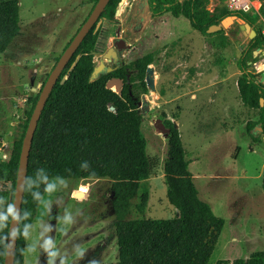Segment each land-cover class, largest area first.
Wrapping results in <instances>:
<instances>
[{
    "label": "rangeland",
    "instance_id": "obj_1",
    "mask_svg": "<svg viewBox=\"0 0 264 264\" xmlns=\"http://www.w3.org/2000/svg\"><path fill=\"white\" fill-rule=\"evenodd\" d=\"M18 4L20 32L7 49L0 52V131L13 130V134L5 137L10 147L21 130L19 127L26 108V97L39 92L57 56L89 13L94 0H18ZM241 24L242 20L232 19L219 30L202 34L193 29L188 19L183 16L174 17L169 12L152 15L147 0H120L112 19L99 18L98 38L93 49L95 64L100 55L111 46L118 29L130 28L137 31L128 32L133 38L126 40L131 45L123 51L122 63H130L132 59L147 54L148 63L153 68H158L157 74H154V89L143 88L141 82L130 84V94L137 101L139 110L145 104L149 107L144 112L140 111L141 130L146 138L147 153L155 156L158 163L149 181H141V189L133 199L129 218L168 219L176 215V209L166 197L163 180L162 164L166 158V138L155 131V118H164L175 123L174 117L177 114L175 124L178 125L183 147L189 153L188 157L193 158L194 155L190 153L192 150L201 149L202 153L203 146V156H200L202 165L199 167L201 171L209 170L206 159L211 153L218 155V163L222 161L224 174L235 175L236 169L239 174L246 172L248 177L255 176L260 171L264 160V146L246 134L242 126L247 118L255 119L257 111L252 112L248 107H241L238 123H235V117L227 119L221 114L214 120L210 117H194V111L200 110L202 105L198 101L190 100L188 94L169 101L171 97L182 92L173 90L168 85L169 53L175 50L182 57L185 50L192 49L195 51L192 60L199 61L203 68L210 66L214 72L220 71V74L225 70L223 72L228 76L226 84L229 85V97L235 102V97H238L235 91L239 75L237 61L250 40L247 33L242 32ZM259 52V48L254 49L253 57H257ZM254 60L248 61V64L251 65ZM111 89L114 90V86ZM14 123L17 126H13ZM207 123L209 124L206 125ZM224 130L231 132L223 134ZM217 135L225 137L218 140L215 147L207 146V141L218 137ZM235 142L240 149L237 162L230 158L229 160L227 155L231 143ZM211 181L208 185L212 191L221 188L220 180ZM48 182L55 183L56 190L48 194L45 191L46 184L44 186L34 220L26 234L24 262L115 264L117 244L111 209V182L107 179L77 182L50 179ZM232 182L235 183V179ZM240 182L251 187V190L245 192V195L237 194L241 195L237 198L259 210L258 215L244 212L235 218L229 204L220 196L221 200L216 198L214 213L224 219V225L207 264H215L219 259L246 258L254 251L264 250V196L260 194L263 191L260 179H243ZM256 183L260 187L258 185L257 188ZM142 185L149 190L146 207L141 213L135 209L134 204L140 202ZM9 188L8 182L0 180V190L7 191ZM73 189H77L80 196L85 195V198L75 197ZM231 194L234 195L235 191ZM3 201L4 199L0 200V206ZM65 217H70L71 222L66 223ZM254 229L261 231L259 238L246 239L245 235L249 236ZM234 236L238 237L236 242L233 241Z\"/></svg>",
    "mask_w": 264,
    "mask_h": 264
},
{
    "label": "trees",
    "instance_id": "obj_2",
    "mask_svg": "<svg viewBox=\"0 0 264 264\" xmlns=\"http://www.w3.org/2000/svg\"><path fill=\"white\" fill-rule=\"evenodd\" d=\"M119 1L109 0L100 16L112 19ZM147 4L153 15L169 12L174 17L187 18L190 26L202 34L207 33L209 26L220 24L228 15H236L253 24L249 16L227 11L223 6L210 12L206 8L207 0H147ZM19 32L18 0H0L1 53ZM97 38L98 29L92 27L62 71L39 117L28 157L13 264H26V234L46 184L40 180L41 171L47 182L50 179L74 182L107 179L111 182V209L117 244L115 264H207L224 219L199 197L185 159L179 130L173 121L162 119L170 128L162 172L166 197L176 209V215L168 219L129 218L133 199L141 189L140 183L153 174L158 159L146 151L147 142L141 130L142 115L129 86L125 84L119 92L106 87V81L111 76L123 77L119 74L123 69L90 80L95 65L93 49ZM256 48L264 49V39L257 30L238 58L240 75L236 81L241 103L257 111L256 118L245 123L246 131L254 140H257L253 135L256 125L261 127L260 135L264 137V84L260 81L263 71L250 70L251 65L248 64L256 58L252 55ZM76 55L78 58L75 60ZM148 62L147 54L135 60L140 65L138 78L143 88L146 87L143 75ZM66 73L67 78L60 84L61 77ZM38 94L26 97L21 130L12 142L8 160L0 162V180L10 184L7 191L0 190V200L4 199L0 208L2 217H6L1 218L0 264L4 260L10 219L9 195L15 186L21 141ZM260 98H263V105L259 103ZM261 187L264 192V172ZM142 190L140 202L134 204L141 213L148 201L147 188ZM35 194L39 195V199ZM215 264H264V250L254 251L246 258L219 259Z\"/></svg>",
    "mask_w": 264,
    "mask_h": 264
},
{
    "label": "crops",
    "instance_id": "obj_3",
    "mask_svg": "<svg viewBox=\"0 0 264 264\" xmlns=\"http://www.w3.org/2000/svg\"><path fill=\"white\" fill-rule=\"evenodd\" d=\"M190 24V23H189ZM243 32V31H242ZM185 52V53H184ZM184 55L182 57L178 56V51L173 50V52H170L169 62H168V85L170 88H173V90H181L182 92L179 93V95L171 97L169 101L176 100L179 96L182 95H189L190 100L198 101L202 106L200 110L194 111V117H210L211 119H215L221 115H223L227 119H232L235 117V123H238V117L240 114V108L244 107V105L241 103L239 96L235 97V102L231 100L229 97V89L228 84H226V81L228 79L227 74L224 75V72L222 70V74L220 77L217 76L218 74L210 68V66L203 68L201 66V63L199 61H193L192 55L195 54V51L192 49H189L188 51H184ZM182 53V54H183ZM158 68H153V77H154V85H155V76L154 74H157ZM240 75V71H239ZM238 75V76H239ZM157 78V77H156ZM238 78V77H237ZM237 81V79H236ZM260 81L264 84V74L262 73V76L260 77ZM233 90V89H232ZM235 91L238 95V89L237 84L235 83ZM246 107V106H245ZM244 107V108H245ZM205 109V110H204ZM251 109V108H250ZM254 110L252 109V112ZM256 111V110H255ZM177 114L174 117V121L176 123ZM254 117L247 118V120L242 123V126L244 127V131L246 134L250 135L246 129H245V123L248 120H253ZM207 123L206 125H208ZM205 125V126H206ZM178 128V125H176ZM260 126L256 125L253 129V135L256 137V141L260 144H263L264 146V137L260 135L261 130L259 129ZM228 130H224L223 134H229ZM214 137L207 141V146H213L215 147L217 145L218 140H221L224 136ZM251 136V135H250ZM181 137V136H180ZM252 137V136H251ZM231 147L229 148L227 155L228 159H233V161L237 162V156L239 154V146L236 144L231 143ZM202 153L201 149L190 151L194 156L193 158H189V153L187 150L185 151V159L188 162V168L190 172L192 173V179L193 182L198 190L199 197L208 202L212 208L213 211H215L216 208V198L220 199L223 198V201H226L227 204H229L232 216L235 218H238L239 215H242V213H253L258 215V211L254 207L252 208V205L248 206L245 204V201H241L237 198V194H246L245 192H248L251 190V187L244 186L241 180H251V179H260V183L262 180V175L264 172V160L261 164V169L263 167V170L260 169V171L255 175H249L247 177L246 172H243L242 174H239L237 170L235 169V175L232 174H224L222 170V161L221 163L217 162V154L211 153L208 156L207 164L209 165V170L207 171H201L199 167L202 165L200 162V158L203 156V146ZM235 150V152H234ZM218 152V151H217ZM234 152V155H233ZM197 155L199 156L197 158ZM205 155V154H204ZM201 156V157H200ZM229 159V160H230ZM197 164H200L197 166ZM221 165L220 167H218ZM236 165V163H235ZM263 171V172H262ZM235 179V183L232 182V180ZM213 180V181H211ZM220 180L222 182V186L219 190H211L208 185V183L211 182H217ZM149 181V178L144 180V183H147ZM258 183L255 184V186L258 188ZM260 187V185H259ZM207 188V190H206ZM256 188V189H257ZM262 188V187H261ZM235 189V190H234ZM149 190V189H148ZM221 190V191H220ZM258 190V189H257ZM212 191V192H211ZM235 191V194L232 195L231 193ZM213 193V194H212ZM262 196H264V192H260ZM220 196V197H219ZM221 200V199H220ZM231 203L233 206H231ZM235 203V206H234ZM261 234V231H257L256 229L252 230L249 234V236L246 234V239H255L259 238ZM253 239V240H254ZM238 237L234 236L233 241H237Z\"/></svg>",
    "mask_w": 264,
    "mask_h": 264
},
{
    "label": "water",
    "instance_id": "obj_4",
    "mask_svg": "<svg viewBox=\"0 0 264 264\" xmlns=\"http://www.w3.org/2000/svg\"><path fill=\"white\" fill-rule=\"evenodd\" d=\"M109 0H97L93 5L91 11L87 15L86 19L82 22L78 30L75 32L71 40L69 41L68 45L63 49L61 54L59 55L57 61L55 62L54 66L48 73L40 91L38 94L37 101L35 106L32 110V113L29 117L22 141H21V148L18 160V167L16 172V179H15V186L13 193L9 195V200H11V207L13 208V213L10 215L9 225H8V232H7V240L5 246V253H4V260L3 264H13L14 263V254L16 249V242H17V231H18V224L20 218V211H21V202L23 198L25 182H26V172H27V164H28V157L31 149L33 135L41 115V112L44 108L46 100L50 93L52 92L58 78L60 77L62 71L65 69L73 55L75 54L79 44L82 42L83 38L86 34L90 31L93 26H98V20L103 12L106 4ZM232 19H240L242 20V24L240 25L243 33H247L250 39L254 38L256 35L255 29L243 19L237 17L236 15H228L225 16L219 24L211 25L208 27L207 32L213 30H219L221 26H225L229 23ZM106 57H109V54H105ZM78 58V55L75 56V60ZM75 60L71 63L69 69L74 65ZM104 64L100 62L98 65L93 67V70L90 75V80H94L99 76V73L103 70ZM68 69V71H69ZM111 68L108 67L106 71H110ZM264 74V71H263ZM68 74H64L60 79V84L64 82L67 78ZM145 82L146 86L150 89H154V77H153V66L150 63L145 65ZM122 81L120 78H110L106 82V87L111 88L114 86V90L119 92L121 89ZM145 103V101H143ZM260 105H263V98L259 99ZM145 108L148 109V106L145 105ZM112 109V107H110ZM176 125V124H174ZM153 126L156 132L163 135L165 138L168 137L170 133V128L167 127L161 118H155L153 121ZM261 130V127H259ZM77 189H73L72 193L75 197H79L81 199L85 198V195H81L78 193ZM113 192L111 191L110 196H112ZM5 205L3 204V207Z\"/></svg>",
    "mask_w": 264,
    "mask_h": 264
},
{
    "label": "built area",
    "instance_id": "obj_5",
    "mask_svg": "<svg viewBox=\"0 0 264 264\" xmlns=\"http://www.w3.org/2000/svg\"><path fill=\"white\" fill-rule=\"evenodd\" d=\"M218 6H223L227 11L245 14L253 20L251 25L264 39V0H207L206 8L213 12ZM259 54L251 63L250 70L264 71V49L259 48ZM13 126H17L14 123ZM13 134V130L0 131V162L8 160L11 147L5 137Z\"/></svg>",
    "mask_w": 264,
    "mask_h": 264
},
{
    "label": "flooded vegetation",
    "instance_id": "obj_6",
    "mask_svg": "<svg viewBox=\"0 0 264 264\" xmlns=\"http://www.w3.org/2000/svg\"><path fill=\"white\" fill-rule=\"evenodd\" d=\"M95 4V3H94ZM148 5V4H147ZM93 6V5H92ZM91 6V8H92ZM91 8L89 10V12L91 11ZM149 8V7H148ZM150 11V10H149ZM151 12V11H150ZM89 14V13H88ZM87 14V15H88ZM152 14V13H151ZM86 15V16H87ZM153 15V14H152ZM101 17V16H100ZM99 17V18H100ZM86 18V17H85ZM83 22V21H82ZM82 24V23H81ZM94 30L98 29V27L93 26ZM78 30V29H77ZM135 31H137L136 29H134ZM134 30H130V28H125V29H118L117 32V38L114 37V39H112V44L110 47H108L99 57L97 63L95 65H98L100 62H103L104 64V68L103 70L99 73V76L105 73H110V72H114L120 68H122L123 70L119 71V74H123V77L121 76H111L110 78H120L122 81V85H121V89L122 87L127 84L130 88V84H133L134 82H141L140 79L138 78V71L140 69V65L139 63L136 64L135 60L138 58H134L131 60L130 63H122V56H123V51H126L128 49V47L131 45V43L127 42L126 40L129 38H133L132 34H128L129 31H132V33H134ZM125 37V38H123ZM109 54V57H106L105 54ZM94 65V66H95ZM110 67L111 70L110 71H106L107 68ZM98 76V77H99ZM109 78V79H110ZM108 79V80H109ZM107 80V81H108ZM106 81V82H107ZM143 81L145 82V70H144V75H143ZM146 85V82H145ZM147 87V86H146ZM120 89V90H121ZM144 101V100H143ZM147 105V104H145ZM144 107L140 108L141 112H144L147 108ZM148 106V105H147ZM149 108V107H148Z\"/></svg>",
    "mask_w": 264,
    "mask_h": 264
},
{
    "label": "clouds",
    "instance_id": "obj_7",
    "mask_svg": "<svg viewBox=\"0 0 264 264\" xmlns=\"http://www.w3.org/2000/svg\"><path fill=\"white\" fill-rule=\"evenodd\" d=\"M40 180H41V182H45L46 183L45 191L48 194H51V193H53L56 190V184L47 182V177L43 175L42 171H41V174H40ZM28 183L31 184L32 181L29 179ZM60 183L63 184L64 181H60ZM35 195H36V198L39 199V195L38 194H35ZM45 207H47V203L45 204ZM12 213H13V208L10 206L9 209H8V214L11 215ZM0 218L6 219V217H0ZM65 222L66 223H70L71 222V218L70 217H65ZM79 254H82V252L79 253ZM53 255H55V253H53Z\"/></svg>",
    "mask_w": 264,
    "mask_h": 264
}]
</instances>
